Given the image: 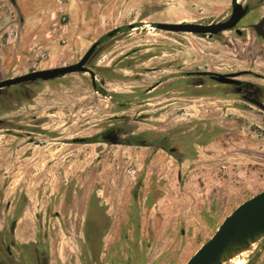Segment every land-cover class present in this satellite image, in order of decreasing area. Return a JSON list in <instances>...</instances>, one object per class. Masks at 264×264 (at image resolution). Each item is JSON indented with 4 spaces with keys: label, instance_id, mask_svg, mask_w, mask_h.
I'll return each instance as SVG.
<instances>
[{
    "label": "rangeland",
    "instance_id": "374dc122",
    "mask_svg": "<svg viewBox=\"0 0 264 264\" xmlns=\"http://www.w3.org/2000/svg\"><path fill=\"white\" fill-rule=\"evenodd\" d=\"M234 0H0V81L87 67L0 94V229L18 221L50 264H186L264 191V39L216 23ZM110 33H114L105 39ZM204 72L234 73L243 87ZM245 264H264V237Z\"/></svg>",
    "mask_w": 264,
    "mask_h": 264
},
{
    "label": "water",
    "instance_id": "95a60500",
    "mask_svg": "<svg viewBox=\"0 0 264 264\" xmlns=\"http://www.w3.org/2000/svg\"><path fill=\"white\" fill-rule=\"evenodd\" d=\"M249 5H243L238 0L233 1L231 16L220 22L202 23H158L157 28L175 32H190L197 35H207L210 37L219 35L229 30H236L237 34L242 35V30L238 28L241 21L248 15ZM257 35L264 39V18L253 25ZM114 33L108 34L112 36ZM101 41L94 43L82 59L72 65L56 67L45 70L33 71L17 77H12L0 81V93L12 86L33 83L37 81H50L57 78L78 72H90L92 75L93 86L98 89L94 72L87 67V63L93 56ZM211 75L222 84L241 85V81L234 79L239 75L219 74L204 72ZM102 90V88H99ZM254 105L264 110V104L257 99L244 96ZM14 226V225H13ZM264 237V191L246 202L239 205L231 215L226 217L224 222L213 237L203 244L200 249L189 259L186 264H221L224 259L229 258L233 253L246 248L254 240Z\"/></svg>",
    "mask_w": 264,
    "mask_h": 264
},
{
    "label": "flooded vegetation",
    "instance_id": "af4514ba",
    "mask_svg": "<svg viewBox=\"0 0 264 264\" xmlns=\"http://www.w3.org/2000/svg\"><path fill=\"white\" fill-rule=\"evenodd\" d=\"M261 20H259L258 22H260ZM208 76L212 80H215L213 76ZM239 78L240 77H238V79ZM239 86L243 87L244 83L242 82ZM0 94H2V92ZM244 96H248L262 102L260 99L254 96L243 94V99ZM244 100L250 102L249 100ZM262 103L264 104V102ZM17 229L18 221L15 219L11 220L10 223L6 225H3V227L0 229V264H50L46 251L40 245V243H38V241H18Z\"/></svg>",
    "mask_w": 264,
    "mask_h": 264
},
{
    "label": "bare ground",
    "instance_id": "6f19581e",
    "mask_svg": "<svg viewBox=\"0 0 264 264\" xmlns=\"http://www.w3.org/2000/svg\"><path fill=\"white\" fill-rule=\"evenodd\" d=\"M234 74V73H231ZM239 76L234 77V79H238ZM240 80V79H238ZM257 244V240L252 241L246 248H243L235 253H233L229 258L224 259L221 264H245L246 257L255 249Z\"/></svg>",
    "mask_w": 264,
    "mask_h": 264
},
{
    "label": "trees",
    "instance_id": "16d2710c",
    "mask_svg": "<svg viewBox=\"0 0 264 264\" xmlns=\"http://www.w3.org/2000/svg\"><path fill=\"white\" fill-rule=\"evenodd\" d=\"M107 37H109V36H108V35H107V36H105V39H106Z\"/></svg>",
    "mask_w": 264,
    "mask_h": 264
}]
</instances>
